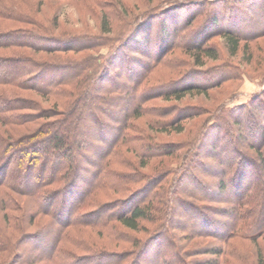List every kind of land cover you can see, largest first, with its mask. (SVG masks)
<instances>
[{
    "label": "trees",
    "instance_id": "obj_1",
    "mask_svg": "<svg viewBox=\"0 0 264 264\" xmlns=\"http://www.w3.org/2000/svg\"><path fill=\"white\" fill-rule=\"evenodd\" d=\"M42 1L39 0L38 4ZM202 1L166 0L165 4L157 9L134 17L135 22L127 24L126 34L111 46L104 63L98 67L97 64H73L61 58V54L93 51L108 45L98 36L64 33L55 35L37 21L40 8L35 7L33 0H0V264H85L87 259L92 261L91 264H164L162 260L168 256L164 254V245L168 243L165 230L155 231L137 246L136 251L127 252L120 258L105 250L96 252L91 258L74 256L65 250L69 242L74 246L70 234L77 231V228H104L111 222H117L127 230L140 232V223L152 219L148 211L151 201L149 194L137 202L130 203V197L127 196L104 203L99 201L105 190L115 192L120 184H124V180L135 183L149 177L147 174L143 176L138 173L132 164H123L120 159L118 166H128L132 172L120 173L119 169L110 167L111 159L125 147L126 152L137 159L138 166L145 168L149 162L144 159L159 158L161 164L168 158L181 160L179 153L183 147H188L183 155L184 160H188L194 140L198 148L205 138L209 139L210 154L204 157L216 162L214 167L207 166L213 170L212 178L217 179V188L213 190L211 184L202 185L199 178H191L192 183L197 189H201L199 192L206 200L212 199L216 194L226 197L227 184L230 185L228 190L238 194L242 189L241 200L235 203L237 208L223 210L225 214L235 217L236 222H239L241 216L240 208L245 205L244 199L252 197V188L259 189V224L260 229L264 228V126H260L259 130L250 120L244 126L245 131L252 134V137H256L255 133L260 131V146L248 144L256 151V158L242 154L236 149L239 138L224 131L222 127L227 124L220 119L214 122V127L209 126L202 131L209 118L204 119L201 126H198L201 128V136L198 137L197 133V138L188 145L161 142L146 146L139 144V138L129 136L132 121L144 116L146 108H143L142 102L154 99L180 102L187 96L205 95L208 89L221 84V78L209 80V76H205L206 72H194L202 80L201 84H183L184 79H181L180 84H149L155 68L161 64L168 65V60L165 59L169 54L179 49L185 50L180 48L182 44L177 38L180 31L197 17H204L197 27L200 36L187 40L184 52L196 68L204 67L206 60H218V52L208 45V41L216 35H222L229 56L236 55L241 41L264 36V25H260L258 29L252 28L250 21H254L253 16L248 20L240 6L229 8L228 4L223 2L225 6L220 9L223 12L220 16V11L204 13ZM210 3L212 6H219V3ZM258 12L261 24L264 8H260ZM109 17L108 14L101 17L99 28L104 34L111 33ZM11 24L26 27L9 28ZM124 49L129 50V53ZM40 54L57 56L51 58L52 60H44L40 58ZM187 75L192 76L191 73ZM76 78H80L81 82L73 83ZM64 86L71 87L74 94L70 96L64 109L54 106L42 108L39 102L22 95L23 92H28L59 100ZM262 90L263 94L264 88ZM261 93L258 104L264 121V96ZM86 102L88 105H85ZM111 107L124 113V117L113 115L110 112ZM184 111L182 115L178 111L179 117L176 120L165 122L164 115L159 116L160 120L155 123L156 129L153 132L182 133L183 126L178 123L203 115L196 113V109ZM105 115L118 125L113 126L109 133ZM149 124L148 121L147 129ZM91 126L98 131L102 145L95 144L93 132H89ZM172 126L175 127L167 130ZM19 129L28 131L19 133ZM147 137L145 139H151L150 134H147ZM169 175L171 171L166 172L164 168L155 175L153 181L162 184ZM180 180L177 185L183 183L182 179ZM177 189L176 186V192H179ZM257 199L256 197V201ZM21 203L29 205L31 212ZM185 205L189 214L185 213L183 217L188 224L198 220L206 221L201 210L199 211L200 206L190 203ZM85 207L91 210L81 212ZM256 210L258 211L259 207ZM247 214L244 218L253 220L255 226V215H252L251 210ZM88 216L97 218L94 219L95 222H87L88 218L84 217ZM44 217L47 218L46 222L35 231H28L19 223L27 219V223L32 224L36 219L40 221V218ZM46 233L47 236L43 237ZM226 234L227 231L221 232L222 237ZM213 235L215 234L212 233ZM263 236L264 232L260 234V238ZM173 242L169 244L170 248L178 247L174 240ZM25 246L34 251L28 258L21 252ZM204 254L218 257L225 255L220 247L207 248ZM188 257L191 256L187 255L186 259ZM174 258L180 264H190L183 255H174ZM200 263L219 264V261L205 260Z\"/></svg>",
    "mask_w": 264,
    "mask_h": 264
},
{
    "label": "rangeland",
    "instance_id": "obj_2",
    "mask_svg": "<svg viewBox=\"0 0 264 264\" xmlns=\"http://www.w3.org/2000/svg\"><path fill=\"white\" fill-rule=\"evenodd\" d=\"M165 1L166 0H43L38 4L39 0H33V4L36 8H40L37 21L41 26L51 30V33L55 35L63 33L84 34L86 37L98 36L103 43L108 44L100 46L93 51H84L76 54L68 53L67 55L61 54V58H65L66 61H70V63L73 64L76 63L83 66L97 64L98 67H101L111 46L126 34L128 25L135 22L134 17L142 15V13L146 11L157 9L158 6L165 4ZM242 1L243 0H203V12H219L221 8H224V3H227L229 8L231 6H240L243 9V13L248 16V20H250V16H253L252 19H254V21H250L252 28L258 29L260 25H264V18L260 24V12L257 13V10L264 8V0ZM257 1H259V3ZM210 2L219 3V6H217L218 8L212 6ZM222 13L223 12L220 11L218 14L221 16ZM103 14L110 15L111 33L109 34L102 33L99 28ZM152 18L155 20L154 16H152ZM202 18L204 19V17H197L188 27L180 31L177 40L179 39V42L182 44L180 48H185V50L179 49L174 51L173 54H169L165 59V61L168 60V65L161 66V64L156 67L151 79H149V84L157 85L159 82H168L170 85L175 82L180 84L179 82H181V79L185 80L184 83L182 81L183 84H201L202 80L199 79L194 72H199L201 74H205L206 72L207 75L205 76H209V80L212 81L221 78V84L216 88L208 89L205 95L187 96L180 102L163 99L142 102L143 108H146L143 114L144 116L141 119L132 121L129 136L139 138L141 141L139 144H146V146L161 142L188 145L195 137L197 138V133L198 137L201 136V128L198 126L204 119L209 118L206 125L204 124L202 131L209 126L214 127V122L220 119L227 124V126L222 127L224 131H227L232 137L239 138L238 143L235 145L236 149L242 154L256 158V151L248 144L252 145L253 143L254 145L259 144L260 146V131L255 133L256 137H252V134L245 131L244 126L249 120L256 124L258 129L260 126H264L260 105L258 104L260 93L263 91L262 88H264V36H259L257 38L250 37L247 41H241L236 55L229 56L222 35H216L208 41V45L214 47L218 52V60H206L204 67L196 68L184 52L187 48L186 41L194 36V39L200 36L197 27L203 21ZM19 27L26 26L20 24H11L9 26V28L14 29ZM124 50L125 52L129 51L127 49ZM133 55L138 57L135 53H133ZM39 56L44 60H52L51 58L57 55L40 54ZM140 58L143 60L142 57ZM169 67L172 68L170 69ZM89 70L90 69H88V71ZM189 73L192 74L191 77L187 75ZM78 82H81L80 78H76L75 81H73V83ZM60 94L61 96L58 100L55 97L43 98L33 93H22L23 96L39 102L42 108H51L54 106L57 107V109H64L68 104L70 96L74 94L72 93V88L68 86L62 87ZM262 95L264 96V93ZM80 104H83V102H80ZM85 105H88V102H86ZM192 109H196V113H202L203 115L178 123L183 126L182 133L177 134L171 132L169 134H156L153 132L156 129L155 123L160 120L159 116L164 115L163 120L165 122L171 119L176 120L179 117L178 111H180V115H182L185 112L184 110L191 111ZM110 112L115 116L124 117V113L112 107L110 108ZM105 118H107L106 115ZM148 121L150 122L149 129H147ZM238 122H241V124ZM105 124L110 128L108 133L112 130L113 126H118L117 123H113L110 119H108V122H105ZM135 127L137 128L136 131L134 130ZM173 127L175 126L167 130ZM89 128L90 134L93 132L92 136L95 144L100 143L98 138L99 135H97L98 131H95V127L93 126ZM25 131L28 130L19 129V133H24ZM111 133L112 135L114 134L113 132ZM147 134H150V140L145 139ZM141 135L146 137H139ZM250 137H252L251 142L248 141ZM202 138L204 139V136ZM233 140L235 139L233 138ZM194 143L195 140L189 151L188 160H184L183 158L188 147H183L184 149H181L179 153L182 158L181 160H171L168 158L164 159L167 161L161 164L159 163V158L144 159V161L149 162L145 168H140L138 166L137 159H135L131 153L126 152V147L123 149L121 148L119 154L111 159L110 167L119 169L120 173H129L132 172L131 168L125 165L126 163L132 164L137 168L138 173L142 175L147 174L149 177L148 179L135 183L125 182L124 180L122 181L124 184H120L119 188L114 190L115 192L105 190V188L102 199L99 201L104 203L127 196V198L130 197V203L137 202L143 196L149 194L151 195V201L148 206V211L149 216H151L153 220L142 221L140 223V232L127 230L117 222H111L104 228H77V231H73L70 234L74 246L69 242L67 246H65V250L71 252L74 256H87L89 258L96 252L98 253L105 250L106 252L109 251L110 255L120 258L127 252L136 251L137 246H139L143 240L152 236L155 231L165 230L168 235V240H166L168 243L164 245V254L168 256L162 260L164 264H180L178 260L174 258V255L178 257L183 255L185 260L190 262V264H203L200 262H204L205 260L214 261L216 259L219 261V264H264V236L260 238V234L264 232V228L260 229L259 224L260 190L252 188L250 191L252 197L248 200V197L244 199L245 205L240 208L241 216L239 222H236L235 217L233 218L232 215L229 216V214H225L226 212H223V210H235L237 208L238 205L236 204L241 200V187H237L241 189L238 194L235 191L228 190L230 185L227 184L226 197L216 194L212 199H204L205 197H202L201 192H199L201 189H197L196 185L192 183V179L199 178L202 185L211 184L212 189L216 190L217 179L212 178L213 170L211 168L208 169V166L214 167L216 162L213 159L204 157V155L210 154L211 141H209V139L205 138L204 142L200 143L198 148ZM192 150H195V152L191 153ZM119 159L122 160L125 165L118 166ZM83 167H85L84 164ZM164 168L166 172L171 171V175H169L167 180H165V182L163 181L162 184L154 183L153 178ZM177 173L178 178L181 176L180 179L183 181V183L181 182L179 185H177V182L181 180L177 178ZM176 186L179 192H176ZM134 191L136 192L133 193ZM256 197L258 198L257 201ZM170 199L173 201L170 202ZM221 199H227L228 201L221 202ZM252 199H254V201ZM186 203L200 206L201 209H199V211L201 210L206 221L201 222L198 220L194 221L192 224H188L183 217L185 213L189 214L187 211L188 208L185 207ZM21 205L26 206V209L31 212L29 205L27 206L26 203H21ZM240 206L241 203L239 207ZM258 207L259 210L257 211L256 209H258ZM89 210H91V208L85 207L81 212ZM250 210L257 220L255 226L253 225V220L251 221L244 218L248 215L247 213L250 212ZM84 218H88L87 222H95L94 219L97 218V216H88ZM46 220L47 218L44 217L40 218V221L36 219L32 224H28L27 219H24L22 223H19L25 226L28 231H35L38 227L40 228L43 226ZM164 221L166 223H164ZM212 223H215V225ZM225 231H227V234L222 237L221 232ZM212 233L215 234L213 236H217V238L213 237ZM195 234L197 236H194ZM46 236L47 233L43 237ZM250 237L254 239L251 240ZM222 239L223 241H221ZM76 240H78V242H76ZM173 240L178 247L170 248L169 244L173 242ZM211 247H220L225 255L218 257L211 254H204L205 250ZM21 252H23L22 255L26 254L28 258L32 256L31 254L34 251L25 246ZM187 255L191 257L186 259ZM91 263L92 261L87 259L85 264Z\"/></svg>",
    "mask_w": 264,
    "mask_h": 264
}]
</instances>
